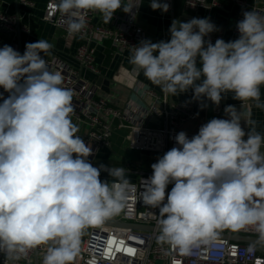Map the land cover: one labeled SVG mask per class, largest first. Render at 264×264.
<instances>
[{"label":"clouds","instance_id":"clouds-1","mask_svg":"<svg viewBox=\"0 0 264 264\" xmlns=\"http://www.w3.org/2000/svg\"><path fill=\"white\" fill-rule=\"evenodd\" d=\"M53 5L74 36L87 28L89 12L109 23L117 10L132 13L141 3L53 0ZM150 7L167 12L170 5L151 0ZM236 27V40L218 38L213 44L205 37L218 29L209 18L173 20L169 41L142 40L133 46L129 63L165 94L192 90L202 108L204 99L219 106L232 93L264 110V14L245 11ZM51 48L44 39L26 43L23 54L8 45L0 48V88L9 94L0 93L4 264H20L36 249L43 250L41 264H77L82 236L119 216L134 191L124 167H94L89 161L92 148L71 118L74 93L44 58ZM224 113L227 119L212 118L191 138L177 133L176 146L158 157L152 175L141 182L137 199L159 210L153 213L157 242L181 255L212 245L225 230L253 233L249 252L264 246V134L256 131L250 112L228 105ZM101 171L111 179L101 181Z\"/></svg>","mask_w":264,"mask_h":264},{"label":"built area","instance_id":"built-area-1","mask_svg":"<svg viewBox=\"0 0 264 264\" xmlns=\"http://www.w3.org/2000/svg\"><path fill=\"white\" fill-rule=\"evenodd\" d=\"M20 1L24 5L30 4L28 0ZM225 1L237 10L232 24V35L235 40L239 37L237 22L243 19L245 11L255 10L264 14V3H249L247 0ZM160 2L168 3L170 5L168 11L172 10L173 0H160ZM191 4H195V7ZM205 4V0H184L185 9L190 11H196ZM208 6L222 8L218 0H212ZM139 10L140 7L133 9L132 13L117 10L109 23H105L99 13L89 12L87 28L83 33L71 36L67 32L64 18L54 7L53 0H48L45 8L44 21L60 28L67 38L78 40L74 53L78 68L47 56L44 58L50 70L60 71L63 75V87L71 89L74 93L72 100L74 112L71 118L78 128L84 126L82 138L92 148L93 154L88 159L94 167H98L95 165V158L99 149L110 147L114 126L128 132V148L131 151L157 154L159 157L176 146L174 136L180 131L186 132L189 138L197 134L182 129L186 122L198 118L192 104L187 101L168 102L164 92L159 96L148 86L136 84L132 92L139 102L129 97L123 106L115 107L110 105L106 98L98 96L100 87L81 77L80 69L89 71L95 77L101 75V70L95 61L96 47L99 44L108 43L114 54L130 59L133 46L139 45L144 39L143 29L136 24ZM215 26L218 30L205 37L213 44L218 38L223 39L225 33L223 28ZM16 28L17 18L0 10V33L5 37H14L17 34ZM20 32L27 33V29L20 26ZM10 46L17 51L15 43ZM24 51L25 49L21 53L23 54ZM134 68L139 70L135 66ZM0 93L4 98L9 95L2 88ZM224 109L220 104L215 105L214 118L227 119ZM151 119L155 120L152 124L149 121ZM242 127L247 131V127L243 125ZM136 167L132 171L126 170L136 175V179L130 181L134 191L128 207L112 219L122 223L152 226L153 229L135 230L123 226L105 225L90 228L81 238V253L77 264H88L93 258L96 264H264V246L257 245L254 251L249 252L248 249L253 244L232 241L228 237L231 235L255 237L251 232L234 233L225 230L220 233L225 237H218L210 246L201 245L194 248L191 255H181L168 244L158 243L157 221L153 213L158 214L159 210L149 209L137 199L139 191H143L142 179L150 177L152 169H144L139 163ZM172 187V184L167 186L166 195ZM42 257L43 250L36 249L25 260L20 261V264H41ZM0 264H4L2 255H0Z\"/></svg>","mask_w":264,"mask_h":264},{"label":"crops","instance_id":"crops-1","mask_svg":"<svg viewBox=\"0 0 264 264\" xmlns=\"http://www.w3.org/2000/svg\"><path fill=\"white\" fill-rule=\"evenodd\" d=\"M28 1L30 4L24 5L20 0H0V10L18 18L21 28L27 29V33L20 32L19 36L16 34L10 38L0 33V47L5 45L10 46L12 43H15L17 45V51L18 46L22 51L25 49L26 43L44 39L52 44L50 54L45 56L78 68V63L74 58L78 40L67 38L60 28L43 20L48 0ZM139 1L141 3L140 13L136 18V24L143 29V40L148 39L152 42L169 41V29L173 20L187 22L191 20L188 16L195 15L198 18H209L212 23L223 28L225 31L223 40L225 42L235 40L232 35V24L237 10L225 0H218L222 8H210L208 4L212 0H205L206 4L199 7L196 11L185 9L184 0H173L172 10L168 12H163L159 9L153 10L150 7L151 0ZM247 1L249 3H264V0ZM95 61L101 70V75L95 77L89 71L80 69L81 77L100 87L98 89V96L106 98L110 105L121 107L129 97L135 102H139L132 92L136 84L148 86L156 94L162 96L163 91L159 86L152 84L144 76L142 70H136L129 63L128 58L114 54L108 43L99 44L96 47ZM260 91L261 101L264 102V86H261ZM192 97V90L175 96L166 94L168 102L190 101L189 103L192 104L198 118L186 122L182 126V129L198 133L199 128L203 124L214 118L213 107L215 105L211 101L204 99L203 103L207 107L202 108L201 102L193 100ZM220 105L224 108L228 105H233L238 111L250 112L251 118L256 121V131L264 134V110L255 107V102H241L233 99L232 93H228L222 98ZM149 121L150 124L155 122L154 119ZM241 124L247 127L243 120ZM77 134L83 137L84 126L78 128ZM127 138V131L114 126L110 137V147L99 149L95 158V165L98 167L101 164L108 167H124L126 170L132 171L137 168L136 164L139 163L144 169H152L151 165L157 162L159 155L136 152L139 159H133L132 155L135 152H131L128 148ZM261 151L264 152V147H262ZM126 173L129 181L136 179L134 173ZM100 179L101 181H109L111 177L106 171H101Z\"/></svg>","mask_w":264,"mask_h":264},{"label":"water","instance_id":"water-1","mask_svg":"<svg viewBox=\"0 0 264 264\" xmlns=\"http://www.w3.org/2000/svg\"><path fill=\"white\" fill-rule=\"evenodd\" d=\"M190 17L189 19L192 18H198L197 15L195 16H188ZM17 36H19L20 34V25H19V20L17 18ZM18 52L21 53V48L18 46ZM22 54V53H21ZM103 225L105 226H123V227H128V228H132L135 230H152L153 227L152 226H147V225H142V224H135V223H122V222H118L115 221L113 219L106 221ZM218 237H225V235H219ZM232 241H236V242H242V243H249V244H253V242L255 241L256 237H252V236H242V235H231L228 236ZM260 246V245H258Z\"/></svg>","mask_w":264,"mask_h":264},{"label":"rangeland","instance_id":"rangeland-1","mask_svg":"<svg viewBox=\"0 0 264 264\" xmlns=\"http://www.w3.org/2000/svg\"><path fill=\"white\" fill-rule=\"evenodd\" d=\"M131 152H134V151H131ZM137 153H138V152H137ZM137 153L135 152L134 155H132L133 159H136V160L139 159ZM158 264H160V263H158Z\"/></svg>","mask_w":264,"mask_h":264},{"label":"snow or ice","instance_id":"snow-or-ice-1","mask_svg":"<svg viewBox=\"0 0 264 264\" xmlns=\"http://www.w3.org/2000/svg\"><path fill=\"white\" fill-rule=\"evenodd\" d=\"M129 251H133L132 249H129Z\"/></svg>","mask_w":264,"mask_h":264}]
</instances>
